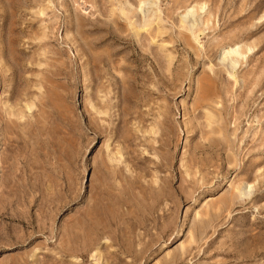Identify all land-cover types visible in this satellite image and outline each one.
Instances as JSON below:
<instances>
[{
  "label": "rangeland",
  "instance_id": "rangeland-1",
  "mask_svg": "<svg viewBox=\"0 0 264 264\" xmlns=\"http://www.w3.org/2000/svg\"><path fill=\"white\" fill-rule=\"evenodd\" d=\"M263 13L0 0V264H264Z\"/></svg>",
  "mask_w": 264,
  "mask_h": 264
},
{
  "label": "bare ground",
  "instance_id": "bare-ground-1",
  "mask_svg": "<svg viewBox=\"0 0 264 264\" xmlns=\"http://www.w3.org/2000/svg\"><path fill=\"white\" fill-rule=\"evenodd\" d=\"M149 4V3H148ZM147 3L145 1H142L140 3V9H142L144 6H146ZM139 8V7H138ZM200 11H203L205 9V5H201L199 7ZM139 10V9H138ZM196 13V10H195V7H190L188 8L186 11H185V14H184V18L185 17H194V14ZM263 17H264V13H263ZM241 46L240 45H235V46H230V47H227L225 48L223 51H222V59L223 60H227L230 65L232 66H235L237 63H238V58L239 57H243L241 51ZM252 50L251 47H248L247 48V51L250 52ZM244 58V57H243ZM240 59V58H239Z\"/></svg>",
  "mask_w": 264,
  "mask_h": 264
}]
</instances>
